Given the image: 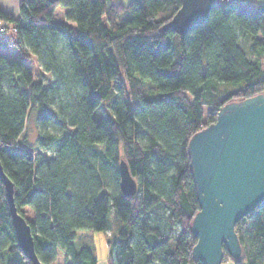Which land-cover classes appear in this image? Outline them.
Returning a JSON list of instances; mask_svg holds the SVG:
<instances>
[{
  "label": "trees",
  "instance_id": "16d2710c",
  "mask_svg": "<svg viewBox=\"0 0 264 264\" xmlns=\"http://www.w3.org/2000/svg\"><path fill=\"white\" fill-rule=\"evenodd\" d=\"M57 6L66 8L63 21L53 19ZM179 7L180 0L124 7L18 0L14 14L0 4V31H11L0 47L19 51L16 59L0 52V164L42 264L58 253L64 264H96L95 250L75 239L79 230H107L110 209L118 225L107 264H201L191 253L198 203L187 144L221 105L264 92V0H215L205 21L184 35L162 31ZM31 56L53 75L51 83L33 77ZM143 79L157 95L146 94ZM112 90L111 112L94 118ZM30 113L35 156L21 139ZM121 159L137 182L134 195L120 189ZM234 230L241 254L233 258L223 247L224 259L264 264V201ZM0 259L30 264L1 181Z\"/></svg>",
  "mask_w": 264,
  "mask_h": 264
},
{
  "label": "water",
  "instance_id": "95a60500",
  "mask_svg": "<svg viewBox=\"0 0 264 264\" xmlns=\"http://www.w3.org/2000/svg\"><path fill=\"white\" fill-rule=\"evenodd\" d=\"M215 0H180V7L162 25V31L184 35L205 21ZM188 167L193 179L198 210L190 230L196 238L191 249L195 262L221 264L224 249L241 254L235 223L264 201V92L224 103L215 121L195 132L187 144ZM119 186L134 195L137 182L126 162H119ZM15 239L30 264H42L34 250L30 226L16 209L13 185L2 170Z\"/></svg>",
  "mask_w": 264,
  "mask_h": 264
},
{
  "label": "rangeland",
  "instance_id": "374dc122",
  "mask_svg": "<svg viewBox=\"0 0 264 264\" xmlns=\"http://www.w3.org/2000/svg\"><path fill=\"white\" fill-rule=\"evenodd\" d=\"M130 0H112L113 3L115 4H120L122 7L127 5ZM261 2V0H258ZM0 4L2 7L6 9H10L9 6L13 8V11H15V14L17 13V8H18V0H0ZM66 8L62 6H57L54 9L53 12V19L56 21H63L64 18V12ZM120 11V10H119ZM123 13L119 14L122 16ZM11 31H6V32H1L0 31V36L2 37H7ZM63 45L60 44L59 48H62ZM0 52L4 54L7 59H16L19 57V51L17 48L14 46H11L6 48V47H0ZM29 64L28 68L30 69L33 77L35 79H41L44 83H51L53 80V75L42 71L39 64L36 62L35 58L31 56L29 58ZM122 79L124 80V75H121ZM143 82L145 84V89L144 91L146 92L147 95L149 96H155L158 94L157 88L148 80V79H143ZM225 89V88H224ZM114 96V90L111 91V94L103 99L100 103V105L93 111L92 115L94 118H98L100 116L108 115L111 112V108L109 107V102L111 100V97ZM133 102L132 104H134ZM37 138V128L35 125V120H34V114L30 113L28 114L25 122V128L21 134V139L23 140V143L28 146L31 149V152L33 156L38 153V150L34 147L35 142ZM52 152V150H50ZM50 152L44 151V155H49ZM24 213L26 214L27 217H31V212L29 209H25ZM109 228L105 231H93V230H79V234L77 235V238L75 239V244L76 246L79 247L80 245L86 244L88 246H91L95 250V254L97 259L100 261L102 264L103 258L107 256V252H109V241L112 239L115 234H116V228L118 225V220L113 214L112 209H110L109 213ZM87 231L91 233L90 236H87ZM78 233V232H77ZM63 253H59L57 259L52 262L51 264H61L62 263V256ZM226 260V261H225ZM224 262L221 264H233L232 261L223 259ZM0 264H1V259H0Z\"/></svg>",
  "mask_w": 264,
  "mask_h": 264
},
{
  "label": "crops",
  "instance_id": "0c3cea01",
  "mask_svg": "<svg viewBox=\"0 0 264 264\" xmlns=\"http://www.w3.org/2000/svg\"><path fill=\"white\" fill-rule=\"evenodd\" d=\"M9 8L10 9H8V10H10V11H12L14 14H15V11H13V8L11 7V6H9ZM17 14V13H16ZM79 234V231H78V233H77V235ZM87 236H90L91 235V233L90 232H88L87 231ZM108 242V241H107ZM58 255H59V253L57 254V257H58ZM63 256V255H62ZM107 256H108V252H107ZM107 256L105 257V258H103V260H102V264H107V261H106V259H107ZM57 257H56V259H57ZM61 264H64V259H63V257H62V263ZM96 264H101L100 263V261L97 259V263Z\"/></svg>",
  "mask_w": 264,
  "mask_h": 264
}]
</instances>
